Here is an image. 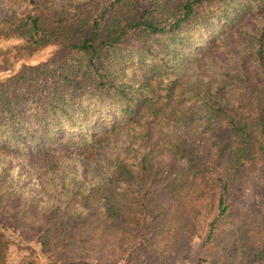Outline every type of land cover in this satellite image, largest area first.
<instances>
[{
  "label": "trees",
  "instance_id": "trees-1",
  "mask_svg": "<svg viewBox=\"0 0 264 264\" xmlns=\"http://www.w3.org/2000/svg\"><path fill=\"white\" fill-rule=\"evenodd\" d=\"M1 1L0 42H20L0 43V73L58 48L0 78V206L23 205L41 248L119 260L200 236L196 264H264V206L228 200L264 178V0ZM78 159L94 179L42 204L44 175ZM19 164L44 186L29 195ZM9 247L0 228V264Z\"/></svg>",
  "mask_w": 264,
  "mask_h": 264
},
{
  "label": "rangeland",
  "instance_id": "rangeland-1",
  "mask_svg": "<svg viewBox=\"0 0 264 264\" xmlns=\"http://www.w3.org/2000/svg\"><path fill=\"white\" fill-rule=\"evenodd\" d=\"M5 8L0 0V15ZM19 42L18 39L11 38L0 43L2 46L8 47ZM57 50V46H49L32 58L21 59L11 69L2 71L0 78L8 77L31 64L51 60L57 54ZM19 165L21 166L17 169V173L22 174L19 181L27 188L28 194L31 190L33 193V191L44 186L41 177L33 174L30 170H26L22 164ZM97 172L96 164L90 166L79 159L77 161H64L60 173L52 172L49 175H44L45 178L54 180L59 185V190L53 192L55 197H51L50 192H43L42 204L59 197H62V201L66 196H62V190L68 189L67 186L70 185V181L81 183L83 179H87L90 182ZM64 182H66V186L62 187ZM54 187L56 189V186ZM228 200L234 203V206L251 210L252 215H257V210L264 206V178L253 175L242 181L234 182ZM25 217L23 205L16 206L15 203L11 202L4 207L0 206V224H2L0 228L10 239L7 264H20L21 261L29 259L34 260L36 264H196L203 250L209 247L206 245L203 248L205 237L185 236L167 247L165 251L155 252L153 248L146 246L132 249L131 245L129 252L122 254L119 260L109 250V245L104 247L98 243H95L93 247L72 244L67 249H58L53 252L41 248L35 225L36 221L25 220Z\"/></svg>",
  "mask_w": 264,
  "mask_h": 264
}]
</instances>
